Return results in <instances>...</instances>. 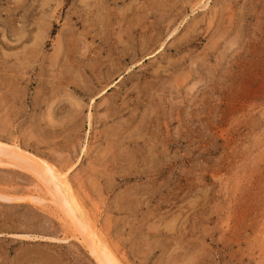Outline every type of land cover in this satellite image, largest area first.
I'll return each mask as SVG.
<instances>
[{
  "label": "rangeland",
  "instance_id": "rangeland-1",
  "mask_svg": "<svg viewBox=\"0 0 264 264\" xmlns=\"http://www.w3.org/2000/svg\"><path fill=\"white\" fill-rule=\"evenodd\" d=\"M8 146L115 264H264V0H0ZM1 149L0 264H99Z\"/></svg>",
  "mask_w": 264,
  "mask_h": 264
},
{
  "label": "bare ground",
  "instance_id": "bare-ground-1",
  "mask_svg": "<svg viewBox=\"0 0 264 264\" xmlns=\"http://www.w3.org/2000/svg\"><path fill=\"white\" fill-rule=\"evenodd\" d=\"M1 150H5V155L7 157L10 156L12 158H16V160L19 161L21 164H24V165L26 164V166H28L29 163L27 162H31L35 167L39 166L37 167L39 170L46 169L50 171L49 176L52 179V186L55 190V193L60 203L63 206H65V208L68 210V212L71 215V218L73 219V222H75V225H77L78 229L80 230V234H81L80 236L83 242L85 243V245L87 246V248L90 250L92 255L96 258L99 264H115L114 258H111V256L109 255V252L106 250V247L102 244V241L100 240L99 236L96 235L93 230L88 228V226L85 225L83 221L78 220L77 218L78 216L76 217L75 213H73L72 211L73 209L71 208L72 207L71 202L69 203V200H68L69 198H67L68 196H67V191H66V184L64 183V181L60 180L59 175L54 174L55 172H53V169H52L53 166L52 167L48 166L46 162L39 159L38 157H35L34 155L30 154V152H27L18 146H14V147L8 146V147H4Z\"/></svg>",
  "mask_w": 264,
  "mask_h": 264
}]
</instances>
